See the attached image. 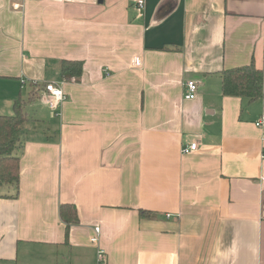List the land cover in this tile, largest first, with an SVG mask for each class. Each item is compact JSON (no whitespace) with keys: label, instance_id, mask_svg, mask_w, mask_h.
Returning <instances> with one entry per match:
<instances>
[{"label":"crops","instance_id":"obj_1","mask_svg":"<svg viewBox=\"0 0 264 264\" xmlns=\"http://www.w3.org/2000/svg\"><path fill=\"white\" fill-rule=\"evenodd\" d=\"M139 1L0 0V114L33 105L0 264H264V100L223 96L220 77L264 74V0ZM50 82L67 98L47 112Z\"/></svg>","mask_w":264,"mask_h":264},{"label":"trees","instance_id":"obj_2","mask_svg":"<svg viewBox=\"0 0 264 264\" xmlns=\"http://www.w3.org/2000/svg\"><path fill=\"white\" fill-rule=\"evenodd\" d=\"M83 74V63L80 61L64 60L61 63V75L65 82L78 83ZM221 93L225 97H237L253 103L264 100V74L258 69L254 61L247 66L224 70L221 75ZM27 100L19 98L14 102L12 115L0 114V197L5 188L20 183V157L19 148L25 126L29 116L25 112ZM155 216L151 211L141 210V218ZM61 217L67 225V236L72 225L79 220L77 210L73 205L61 206Z\"/></svg>","mask_w":264,"mask_h":264},{"label":"built area","instance_id":"obj_3","mask_svg":"<svg viewBox=\"0 0 264 264\" xmlns=\"http://www.w3.org/2000/svg\"><path fill=\"white\" fill-rule=\"evenodd\" d=\"M144 5H145L144 0H140L138 2L137 8H138V11L140 13H142V11L144 9ZM15 7L18 8V6H15ZM45 92L48 93L50 96L48 102H49L50 108L53 110H56L59 107V105L62 102H64L67 98V96L64 93V91L62 90V88H60L56 83H53V82L47 83L45 85ZM197 95H198L197 83L194 81H191V80L187 81L185 83V86H184V98H185V100L193 101L197 98ZM256 126L257 127H264V118L260 122H258L256 124ZM198 147H199V144L197 142H193L183 149V153H185V154L193 153V152L197 151ZM263 159H264V155H263ZM168 217H170V215H168ZM95 230H96L97 236L92 238L93 243L99 241L100 228H96Z\"/></svg>","mask_w":264,"mask_h":264},{"label":"rangeland","instance_id":"obj_4","mask_svg":"<svg viewBox=\"0 0 264 264\" xmlns=\"http://www.w3.org/2000/svg\"><path fill=\"white\" fill-rule=\"evenodd\" d=\"M24 98H25V100H28V101H29V98H26L25 96H24ZM49 98H50V97H49ZM39 101H41V100H39ZM39 101H38L37 104H39ZM44 101H45V100H43V102H44ZM48 101H49V100H48ZM44 103H45V102H44ZM45 105H46V104H45ZM45 105H43V106L47 109V112L53 110V109L50 108L49 102L47 103L46 106H45ZM32 109H33V105H32V107H31L30 103H27V105H26V107H25V112L28 114L29 117L31 116L30 113H31V110H32Z\"/></svg>","mask_w":264,"mask_h":264}]
</instances>
